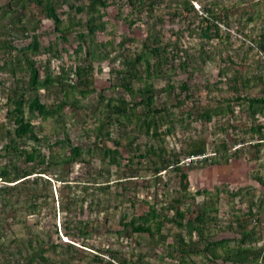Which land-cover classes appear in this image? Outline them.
Segmentation results:
<instances>
[{
    "label": "trees",
    "instance_id": "trees-1",
    "mask_svg": "<svg viewBox=\"0 0 264 264\" xmlns=\"http://www.w3.org/2000/svg\"><path fill=\"white\" fill-rule=\"evenodd\" d=\"M193 1L199 3L198 10L194 8ZM199 1L9 0L0 7V54L8 55L0 65V71L10 74L14 85L5 115L8 127H2L0 133V202L4 207L11 206L16 210L20 207L29 215H40L48 206L49 199L53 201L50 186L52 176H55V180L64 185L55 190L58 210L64 214L60 231L71 240H84L93 232V227L85 218L88 212L85 202L89 201L91 208L95 201L97 214L105 211L108 202L104 203L100 197L109 191L111 185L107 176L104 177L101 167L90 171L89 159L98 158L107 165H120L121 154L116 145L121 146V142L125 141V147L128 146L131 152H138V160L141 159L150 168L156 182L161 179V172L172 174L178 179V196L173 198L169 206L173 211L171 215L150 205L148 211L127 222H123V218L120 222L122 228L116 233L124 231L147 234L150 242L166 243L168 236L163 233V228L165 225H172L179 232L172 236L171 243L166 244L168 257L178 259L179 264H187L189 260L186 259L195 256L206 257L214 262L221 261L223 264L264 263V244H258L264 238V227L257 229L259 208L264 205V192L259 194L256 201L254 193H250L246 200L247 208L241 209V214L235 215L227 223L226 227L233 229L235 233L229 238L217 236V232L226 227L221 224L216 205L221 193L233 199L240 196V189L227 191L216 187L213 190L202 189L195 192L189 189L188 171L208 165L227 164L230 159L241 156V149L231 153L223 141L214 155H207L204 140L199 138L191 140L186 150L179 153L169 152L162 145L144 146L143 149L136 144L133 148V137L138 134L158 138L159 143L165 142V136L173 133L175 124L169 99L176 97L175 104L171 105L177 107L187 100H193L200 85L192 79L203 65L213 59L220 61L218 82L225 84L232 96L222 99L224 102L218 101L213 107L197 110L190 107L186 112L187 117L194 115V120L207 122L214 116L229 118L234 115L235 104L241 101L246 104L251 117H264V94L257 97L240 94V86L247 87L253 80L261 83L260 76L236 77L239 73L235 69L228 78L227 66L233 61L230 56H218L214 51L203 48L189 54L179 48L177 40L181 37H198L205 42L222 38L219 24L226 23L227 12L221 11L220 16L215 10L217 6L205 5ZM64 5L68 11L60 10ZM111 5L116 6V17L128 28L145 26V37L138 40L122 34L117 35V42L115 36L105 41L99 40L98 34L106 31L107 24L103 19V11ZM125 8L128 9L126 13ZM63 15L68 16L66 21L63 20ZM77 15L81 17L76 20ZM42 20L52 22L57 41L69 43V35L72 32L75 34L77 46L73 50V56L77 63L69 70L61 67V73L56 76L50 69V59L59 57L56 52L57 43L45 41L43 34L38 31ZM166 24H183L184 31L181 28L175 34L174 41L166 39L163 32ZM15 37L30 40L25 46L14 47L12 41ZM250 41L264 52V33L256 39L250 38ZM44 53L50 56L44 65H38L35 57ZM104 62H107L108 67L111 66L110 74L115 75L117 82L110 84L109 90L112 92L106 96L104 110L100 111L101 115L95 116L97 120L93 129V144L83 148L70 141L61 117L65 108L77 105L76 95L84 98L96 92L93 87V65L97 64L100 68ZM68 72L75 81L70 80ZM177 75L182 77L176 80ZM156 82L162 83L161 88H156ZM205 84L207 88L210 87L207 82ZM175 89L178 93L174 94ZM41 90H55L62 95L53 104L47 105L41 102ZM118 90L121 91L120 94H117ZM158 91L165 93L161 102H158ZM102 93H98L101 102L104 100ZM181 95H184L182 99ZM26 111L31 116L55 121L57 135L54 141L46 135H39L30 118L25 117ZM113 130L121 133L120 139L112 138ZM263 130L264 123L256 124L252 129L260 141L254 144L257 153L261 140L264 139ZM26 140L33 144H26ZM103 140L112 141L115 147L104 145ZM180 154L189 159L201 158L192 159L183 165ZM4 157L6 160L2 161L1 158ZM127 162L131 167L139 164L134 162L133 157L128 158ZM74 163L84 164L87 170V180L82 183L81 194H77L75 188L70 186L69 183L74 181L67 179L69 168ZM250 178L263 184V176L257 172L252 173ZM90 187L92 190L87 194ZM64 188L68 189L66 193L62 191ZM89 197L91 200H88ZM197 197H202L200 203L195 202ZM52 210L55 211L54 206ZM252 221L256 226H251ZM54 232L58 233L57 228ZM61 246L74 249L69 242H64ZM31 247L33 254L27 257L30 264L36 258L43 260V253L53 250L52 244ZM110 256L116 258L114 253H110Z\"/></svg>",
    "mask_w": 264,
    "mask_h": 264
},
{
    "label": "rangeland",
    "instance_id": "rangeland-1",
    "mask_svg": "<svg viewBox=\"0 0 264 264\" xmlns=\"http://www.w3.org/2000/svg\"><path fill=\"white\" fill-rule=\"evenodd\" d=\"M8 1L0 0V7H3ZM109 1L111 2V0ZM199 2L205 5L217 6L218 8H215V10L219 12L220 16H222L221 11L227 12L226 23L221 22L219 24L222 38L205 42L198 37H181L177 40L179 48H183L189 54H194L197 50L203 48L214 51L218 56H230L233 61L227 62L228 78L237 69L239 74L235 75L236 77L251 78L260 76L262 79L261 83H256L253 80L247 87L240 86L241 96L257 97L264 94V52L260 51L250 41V38L256 39L261 33H264V0H200ZM192 4L195 9H199L197 1H193ZM60 10L68 11V8L64 5ZM127 11L128 9L125 8L124 13ZM103 13V19L107 22L106 31L98 34L99 40L105 41L115 36V42H117V35L122 34L138 40L145 37V26L138 25L131 29L128 28L121 19L116 17V6L107 7ZM80 17L81 15H77L75 19L77 20ZM62 18L66 21L68 16L63 15ZM181 28L184 31L183 24H166L163 28L164 38L174 41L175 34H178ZM38 31L43 34L45 41L57 43L56 52L59 53V57H50L52 73L55 76L61 73V67H63V70L74 68L77 63V59L73 56V50L77 46L74 39L75 34L72 32L69 35V43L65 44L62 41H57L53 24L48 20L41 21ZM29 40V38L15 37L12 45L14 47L25 46ZM7 56V54H0V65L6 61ZM49 56L48 53L36 56L37 64L44 65ZM219 66L220 61L218 59L210 60L201 67V71L194 75L192 81L200 86L199 91L194 93L193 100H187L182 106L177 107L171 105L175 104L176 97L172 96L169 99V106L174 113L175 124L173 133L165 136L164 143H159L158 138H149L144 134H138L133 137L135 139L133 148L137 146L136 144L143 149L144 146L154 145L158 147L162 145L169 152L179 153L186 150L187 144L191 140L199 138L204 140L207 155H214L216 148L223 141L231 153L241 149V156L230 159L227 164L208 165L187 172L191 192L202 189L213 190L216 187L227 191L240 189V196L230 198L231 200L227 198L225 193L220 194L216 206L221 224L226 227L235 215L241 214V209L247 208L246 200L249 199L250 193H254V200L256 201L259 194L264 192V139L261 140L262 143L259 145V152L257 153L254 144L260 141H258L257 134L252 131L256 124L264 123V117L260 115H256L255 118L251 117L246 104L242 101L235 104L234 115L229 118L214 116L211 121L207 122L194 120V115L191 118L187 117L186 112L190 107H195V110L203 107H213L218 101L232 96V92L228 91L227 86L218 82ZM93 67V87L96 92L84 98L76 95L77 105L73 108H65L63 117H61L66 125L65 128L70 141L74 145L83 148L93 144L95 140L93 129L96 127L97 120L95 116L101 115L100 111L104 110L106 96L112 92L109 90L110 84L117 82L115 75L110 74L111 66L108 67L107 62L101 63L100 68L97 64H94ZM68 74L70 73L68 72ZM181 77V75H177L176 80ZM69 78L75 81L72 74L69 75ZM12 80L10 74L0 71V133L2 127H8L5 115L8 98L14 88ZM205 82L210 85L209 88L206 87ZM161 86L162 83L156 82V88H161ZM100 91L103 92L104 97L102 102L98 98ZM117 92V94L121 93L120 90ZM40 93L41 102L47 105L53 104L62 95L55 90H41ZM175 93H178L177 89L174 90ZM164 96V92L158 91V102H161L165 98ZM183 96L181 95L180 98L182 99ZM25 117L30 118L40 136L46 135L51 141H54V137L57 135L54 120H43L39 116H31L27 111ZM111 132L112 138L120 139V132L115 130ZM102 142L110 148L115 147L112 141L103 140ZM26 144L31 145L33 143L26 140ZM126 144L123 141L121 146L116 145L121 154L120 165H107L101 163L98 158L89 159L90 171L93 172V169L101 167L104 170V177L107 176L111 185L109 191L100 197L104 203L108 202L105 211L97 214L95 211L98 209L95 201H93L91 208L88 204L89 201L85 202L88 210L85 218L93 227V232L84 240H71L60 231L64 214L58 210L56 191L64 185L57 182L55 176H52L50 186L53 201L49 199L48 206L42 210L40 215H29L20 207L19 210L13 209L11 206L4 207L0 202V264H30L27 257L33 254L31 246H44V244H52L53 250L44 252L43 260L36 258L31 264H179L178 259L168 257L166 244L171 243L173 241L172 236L179 232L172 225H165L163 228V233L168 236L166 243L150 242L147 234H132L124 231L121 234L116 233L122 228L120 222L123 218H125L123 222H127L129 219L148 211L150 205L171 215L173 211L170 210L169 206L173 198L178 196V179L172 174L168 175V173L161 172V179L156 182L150 168L141 159L138 160V152H131L128 146L125 147ZM1 146L0 143V149ZM130 157H133L134 162H139V164L131 167L127 162ZM179 158L182 161L181 163L185 165L190 160H200L201 157L189 159L180 154ZM1 160H6V158H1ZM69 171L67 179L74 181L69 183L70 186L75 188L77 194H81L82 183L87 180L86 166L81 163H74L70 166ZM254 172L263 176V184L250 178ZM90 188L87 194L92 190V187ZM62 191L66 193L68 189L64 188ZM88 200H91L90 197ZM201 201L202 197L195 199L196 203ZM53 206L55 207L54 212L52 210ZM258 218L259 225H257V229L264 227V205L259 208ZM251 226H256V223L252 221ZM55 227L57 228V234L54 232ZM232 230L226 227L218 231L217 236L232 238L235 234ZM42 240L44 241L43 245ZM64 242L73 244L74 249L61 246ZM258 244H264V238ZM110 253H114L116 258H112ZM188 260L187 264H223L221 261L214 262L209 258L200 256L186 259V261Z\"/></svg>",
    "mask_w": 264,
    "mask_h": 264
}]
</instances>
